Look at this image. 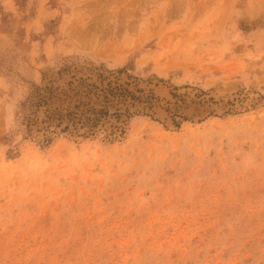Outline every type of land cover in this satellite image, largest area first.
I'll return each mask as SVG.
<instances>
[{"label": "rangeland", "instance_id": "rangeland-1", "mask_svg": "<svg viewBox=\"0 0 264 264\" xmlns=\"http://www.w3.org/2000/svg\"><path fill=\"white\" fill-rule=\"evenodd\" d=\"M0 264H264V0H0Z\"/></svg>", "mask_w": 264, "mask_h": 264}, {"label": "bare ground", "instance_id": "bare-ground-1", "mask_svg": "<svg viewBox=\"0 0 264 264\" xmlns=\"http://www.w3.org/2000/svg\"><path fill=\"white\" fill-rule=\"evenodd\" d=\"M198 113V112H197ZM170 125V124H169Z\"/></svg>", "mask_w": 264, "mask_h": 264}]
</instances>
